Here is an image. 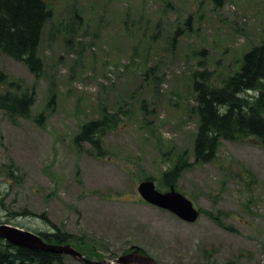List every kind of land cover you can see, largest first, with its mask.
I'll return each mask as SVG.
<instances>
[{
    "label": "rangeland",
    "instance_id": "374dc122",
    "mask_svg": "<svg viewBox=\"0 0 264 264\" xmlns=\"http://www.w3.org/2000/svg\"><path fill=\"white\" fill-rule=\"evenodd\" d=\"M51 8L37 78L0 52V93L12 82L35 92L29 118L0 110V223L54 226L87 242L94 261L138 247L156 264H264V148L222 140L213 162L193 164L190 86L199 63L219 86L264 42V0H54ZM103 107L119 111L118 126L97 157L73 137ZM177 155L190 166L178 191L217 221L187 224L139 197V182L158 183Z\"/></svg>",
    "mask_w": 264,
    "mask_h": 264
},
{
    "label": "trees",
    "instance_id": "16d2710c",
    "mask_svg": "<svg viewBox=\"0 0 264 264\" xmlns=\"http://www.w3.org/2000/svg\"><path fill=\"white\" fill-rule=\"evenodd\" d=\"M53 0H0V51L22 62L36 78L42 71L38 56L42 32L52 18L50 3ZM174 35V43L178 36ZM204 54V51L202 52ZM194 71L190 86L194 92V112L197 128L192 141L194 164H208L215 160L222 140H253L264 148V42L250 47L242 54L237 71L221 79L220 85L212 84L213 72L202 64ZM151 71L145 70V74ZM145 76V75H144ZM7 78L0 71V84ZM13 82L0 93V110L19 118H29L34 105L33 89L20 92ZM118 112L110 113L106 107L93 120L84 122L73 137L74 147L89 144L97 157H101V138L118 126ZM44 114L33 119L42 124ZM189 167L183 155H177L171 167L161 174L158 185L176 187L181 173ZM145 179L154 180L147 177ZM205 215L217 221L210 212ZM44 219V215L40 216ZM44 223L48 222L44 220ZM9 224V223H7ZM228 231L230 230L227 228ZM44 242L53 245L71 244L87 258L90 245L74 235L52 226L48 231L31 230ZM66 256L41 250L14 246L0 239V264H63Z\"/></svg>",
    "mask_w": 264,
    "mask_h": 264
},
{
    "label": "water",
    "instance_id": "95a60500",
    "mask_svg": "<svg viewBox=\"0 0 264 264\" xmlns=\"http://www.w3.org/2000/svg\"><path fill=\"white\" fill-rule=\"evenodd\" d=\"M137 191L146 202L172 212L185 222L194 223L197 220L198 213L193 208L192 203L181 194L176 193L173 189L167 193H160L155 189L153 182L143 181L139 184ZM0 238L8 241L10 244L22 248L65 254L83 264H155L151 258L137 254V248L133 253L121 256L112 262L91 261L84 258L82 254L69 245H48L37 235L10 225H0Z\"/></svg>",
    "mask_w": 264,
    "mask_h": 264
}]
</instances>
